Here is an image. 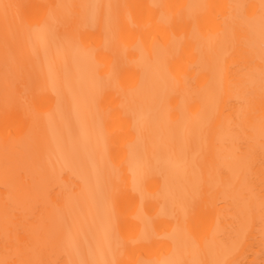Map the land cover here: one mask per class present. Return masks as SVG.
<instances>
[{
  "label": "bare ground",
  "instance_id": "6f19581e",
  "mask_svg": "<svg viewBox=\"0 0 264 264\" xmlns=\"http://www.w3.org/2000/svg\"><path fill=\"white\" fill-rule=\"evenodd\" d=\"M0 264H264V0H0Z\"/></svg>",
  "mask_w": 264,
  "mask_h": 264
}]
</instances>
